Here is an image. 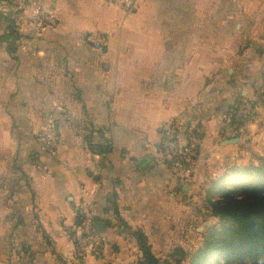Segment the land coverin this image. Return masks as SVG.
I'll list each match as a JSON object with an SVG mask.
<instances>
[{"label":"crops","instance_id":"obj_1","mask_svg":"<svg viewBox=\"0 0 264 264\" xmlns=\"http://www.w3.org/2000/svg\"><path fill=\"white\" fill-rule=\"evenodd\" d=\"M184 1L126 11L108 0H12L20 38L13 52L0 41V264H130L136 229L159 255L155 241L170 250L194 222L201 187L264 155V0H220L218 41L211 11ZM41 8L55 26L29 23ZM235 103L236 115L253 112L239 128ZM178 115L199 130L185 173L160 152L161 126ZM50 121L55 154L40 136ZM83 197L107 222L99 256L76 253Z\"/></svg>","mask_w":264,"mask_h":264},{"label":"trees","instance_id":"obj_2","mask_svg":"<svg viewBox=\"0 0 264 264\" xmlns=\"http://www.w3.org/2000/svg\"><path fill=\"white\" fill-rule=\"evenodd\" d=\"M7 20L10 22L7 41L13 52L20 34L16 19L7 17ZM236 110V107L231 110L232 123L241 125L245 115H236ZM207 196L219 223L209 229L198 248L188 253L177 247L170 258H162L153 250L147 234L136 229L134 235L142 255L135 264H264V155L259 156L257 163L228 166L211 179ZM115 210L124 221L116 202Z\"/></svg>","mask_w":264,"mask_h":264},{"label":"built area","instance_id":"obj_3","mask_svg":"<svg viewBox=\"0 0 264 264\" xmlns=\"http://www.w3.org/2000/svg\"><path fill=\"white\" fill-rule=\"evenodd\" d=\"M108 1L122 6L126 11H134L139 5L138 0ZM21 7H26L24 1L21 3ZM29 23L38 30H42L46 27L55 26L57 18L52 11L41 8L29 18ZM104 41V37L99 38L100 43ZM251 109V107L248 108V111ZM161 131V157L169 168L175 173H185L188 169L193 168L200 148L199 132L195 125L189 124L186 116L178 115L164 122ZM40 136L45 143V149L52 152V154L57 153L60 137L54 121L49 122L40 133ZM77 215L79 219L76 239L77 255L79 257L99 256L106 237L104 232H100L96 226V203L88 197H83L78 203Z\"/></svg>","mask_w":264,"mask_h":264},{"label":"rangeland","instance_id":"obj_4","mask_svg":"<svg viewBox=\"0 0 264 264\" xmlns=\"http://www.w3.org/2000/svg\"><path fill=\"white\" fill-rule=\"evenodd\" d=\"M191 2H192V4H191ZM178 3H179L180 8H185L186 1L179 0ZM13 5H15V3L12 2V0H5V1L0 0V18H1L0 19V30L3 28L6 29L7 24H8V29H9L10 22L7 20V17L13 18L14 20L16 19V17H12V16H15L17 13V9L12 7ZM174 5H176V4H174ZM189 6L194 7V8H196L197 11H201V12L203 10H210L211 11V14H212L211 17L206 18V20L213 27L212 41H218L219 36H220L218 28L220 27V23H221L220 17H219V10L221 9V7H223V5L221 6L220 0H210V1H207V4L203 0H195V2L192 0H189ZM2 18H4V19H2ZM3 21H4V24H3ZM197 23L203 24L204 23V17H202V16L197 17ZM199 33L200 32H197V35ZM5 40H7V37L3 38L0 35V41H5ZM228 51H229V53L231 52V50H228ZM235 60L236 59H235L234 55L229 57L228 66L225 65L226 70L229 68L234 69ZM233 107H236L237 110L239 109V106H236V103H235V106H233ZM244 115H245L244 119L246 121V119L248 117L253 115L252 109L250 111H246V114H244ZM231 118H232V116L229 118L230 119L229 123H231V126H233L235 128L241 127L237 123H232ZM195 127L198 130L197 126H195ZM198 132H199V130H198ZM198 135H199V133H198ZM44 148H45V143H44ZM50 153L52 154V152H50ZM251 163H257V162H251ZM171 171H173V170L171 169ZM209 186H210V182L205 187H201L203 190L202 192H203L204 196L203 197L200 196L201 198L200 197L195 198V201L197 203L195 205V216H196V218H195L194 222H192V223L190 222V224L186 225L187 227L184 226V227L180 228V233L177 235L179 238V241L174 242L173 248L169 250V248H171L169 243L155 241L156 248H157V251H158L160 257L170 258L169 255L171 254L172 250L176 249L177 247H182V248L186 249V251H188V253L194 251L196 248H198L203 243L205 236H206V233L209 231V229L212 226L218 225L219 217L213 215V213H212L213 212V206L211 205V201H209L208 196H207V189L209 188ZM215 199H216V196H213L212 200H215ZM137 244L139 247L140 255L138 256V258H136L130 264H135V263L139 262V260L141 258L142 252H141L138 240H137ZM151 245L153 247L152 243H151ZM188 259H189V257L186 260H188Z\"/></svg>","mask_w":264,"mask_h":264},{"label":"water","instance_id":"obj_5","mask_svg":"<svg viewBox=\"0 0 264 264\" xmlns=\"http://www.w3.org/2000/svg\"><path fill=\"white\" fill-rule=\"evenodd\" d=\"M96 226H97V229L100 232H105L106 231V227H107V222L105 220H98L96 222Z\"/></svg>","mask_w":264,"mask_h":264}]
</instances>
